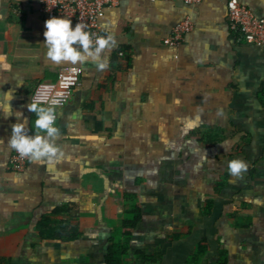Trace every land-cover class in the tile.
<instances>
[{
    "label": "crops",
    "instance_id": "0c3cea01",
    "mask_svg": "<svg viewBox=\"0 0 264 264\" xmlns=\"http://www.w3.org/2000/svg\"><path fill=\"white\" fill-rule=\"evenodd\" d=\"M226 1L116 0L100 20L114 37L100 69L48 58L37 0H0V96L11 92L28 135L39 131L27 107L37 84L82 68L56 109L64 158L54 166L10 167L20 120L0 111V264H105L116 242L127 248L121 264H190L200 244L196 264H264V47L236 41ZM238 1L264 16V0ZM184 19L182 42L164 44ZM236 158L247 169L233 176ZM61 205L68 212L53 214ZM132 206L140 216L126 235ZM45 216L81 235L40 237Z\"/></svg>",
    "mask_w": 264,
    "mask_h": 264
},
{
    "label": "clouds",
    "instance_id": "9594fccd",
    "mask_svg": "<svg viewBox=\"0 0 264 264\" xmlns=\"http://www.w3.org/2000/svg\"><path fill=\"white\" fill-rule=\"evenodd\" d=\"M71 24V20L64 17H52L45 21L44 37L48 58L56 63L64 61L73 64H83L91 60L100 69L107 67V61L101 58V53L111 46L114 37L110 34L97 36L94 42L92 35L85 30L84 23H76L74 27ZM4 93L0 96V111L4 112L5 116L15 115L17 120H20L12 125L9 147L15 149L21 157H28L35 162H46L49 167L61 161L64 152L55 143V138L60 134V129L56 126L57 110L35 102L29 103V111L36 113L34 124L39 131L28 135L27 118L21 119L22 113L19 111L13 112L10 104L12 94ZM223 145L227 148V142ZM228 168L233 176L240 175L247 169V163L236 158L228 162Z\"/></svg>",
    "mask_w": 264,
    "mask_h": 264
},
{
    "label": "built area",
    "instance_id": "2783aa9c",
    "mask_svg": "<svg viewBox=\"0 0 264 264\" xmlns=\"http://www.w3.org/2000/svg\"><path fill=\"white\" fill-rule=\"evenodd\" d=\"M41 11L48 17L69 18L73 26L76 23H84L85 30L92 35L95 42L97 36H102L100 20L105 8L116 0H37ZM157 1V0H150ZM180 1L186 5H193L203 0H163ZM227 19L230 31L236 41L245 42L264 47V16L255 15L248 7L238 0H227ZM192 28L188 19L177 23L170 34L163 39V43L169 46L179 45L186 33ZM82 68L77 65L62 67L53 82H40L35 87L32 95V103H38L45 107L55 109L62 107L68 101L73 88L79 83ZM28 161V157H21L15 149L10 157V167L15 171H22Z\"/></svg>",
    "mask_w": 264,
    "mask_h": 264
},
{
    "label": "trees",
    "instance_id": "16d2710c",
    "mask_svg": "<svg viewBox=\"0 0 264 264\" xmlns=\"http://www.w3.org/2000/svg\"><path fill=\"white\" fill-rule=\"evenodd\" d=\"M121 52L118 50L113 55L112 63L117 62V56ZM118 68V67H117ZM68 212L66 205L57 207L52 213L53 214H64ZM140 211L136 206L129 207L124 210V217L122 219L121 228H126L124 234L129 235L130 229H133L139 220ZM40 237L44 239H59L62 241H70L78 238L81 235L79 226L77 223L72 222L68 219H53L45 216L37 222L36 225ZM205 247L200 244L197 250L193 253L189 259L190 264H196L199 256L203 253ZM127 254V248L124 244L116 242L113 244L112 249L105 257V264H121L122 258Z\"/></svg>",
    "mask_w": 264,
    "mask_h": 264
},
{
    "label": "rangeland",
    "instance_id": "374dc122",
    "mask_svg": "<svg viewBox=\"0 0 264 264\" xmlns=\"http://www.w3.org/2000/svg\"><path fill=\"white\" fill-rule=\"evenodd\" d=\"M78 85V84H77Z\"/></svg>",
    "mask_w": 264,
    "mask_h": 264
}]
</instances>
